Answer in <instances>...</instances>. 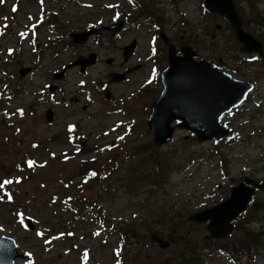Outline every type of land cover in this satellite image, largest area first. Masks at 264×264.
<instances>
[{"label": "rangeland", "instance_id": "obj_1", "mask_svg": "<svg viewBox=\"0 0 264 264\" xmlns=\"http://www.w3.org/2000/svg\"><path fill=\"white\" fill-rule=\"evenodd\" d=\"M148 2L147 9L154 15V20L144 13L139 14L138 10L129 9L127 0H0V25L8 27L7 31L0 30V67L7 70V76L0 78V179L14 181L15 188L14 203L0 199V234L13 236L18 252L31 254L29 264L116 263L113 249H120L119 238L116 234L103 232L100 224L94 225L95 235L90 234L92 225L82 220L77 221L79 228L65 239L57 238L45 243L43 235L47 228L52 233L58 231L61 234L67 224L64 219H75L73 214L57 210L58 205L51 203L49 193L58 192L57 189L70 179L75 184L88 167L100 169L112 158L120 159V148L134 156L122 162L118 170L114 169L115 175L108 178L107 187L99 186L101 181L95 179L90 188L101 193L93 200L105 212L108 221L121 222L118 224L120 232L130 229V224L157 220L156 215L165 211L172 213L181 209L190 213L219 202L244 175L264 177V133L255 134L249 140L246 130H243V134H238V138L236 136L235 142L215 144L212 141L196 142L187 131L177 129L171 141L158 148L170 163L162 183L156 187L145 185L135 192L132 191L134 185L124 182L126 169L138 168L153 148L152 135L145 127L148 115L145 109L155 93L157 79L153 73L159 66H154L148 59L156 53V48L158 51L163 48L162 41L157 38L159 32L155 22L170 39L180 37L185 31L200 33L207 29V33L212 30L219 33V40L230 49L221 57L226 66L221 69L237 79L256 82L247 100L223 120L227 123L234 121L232 124L236 125L245 122L249 125V122L250 127L264 129L262 67L259 62L251 65L243 63L247 55L239 50L226 30L225 22L222 19L211 20L203 11L202 0ZM236 3L247 21L254 19L256 12L261 11L264 15V0H257L259 11L251 10L245 0H236ZM113 6H117V10H113ZM13 8L16 10L13 11ZM129 10L130 20L115 39L92 36L82 45L71 43V32L92 28L90 25L93 24L94 27L108 25L117 15ZM247 31L253 35L261 34L259 28L252 25ZM261 36L264 40V33ZM132 39H136L137 47L135 55L128 61L129 80L121 84L113 83L110 71L117 70L118 63L123 62L121 47ZM217 51H221L220 47ZM90 52L99 55L97 64L88 67L86 74H80L77 67L68 70L64 78L56 82L60 91L48 93L46 86L52 82L53 71H59L62 63L72 61L77 55ZM200 55L196 59L207 58L203 51ZM160 57L161 64L162 53ZM108 58H113L115 64L108 65ZM137 62L145 63L140 66L141 69H133ZM22 67H30L31 71L21 76L19 70ZM3 82L7 83L3 88L10 89V94L3 92ZM99 82L107 86L104 90L100 89L98 95L96 85ZM141 86L146 87L142 89ZM107 91L111 93L108 100L97 101ZM87 93L93 95L92 100H88ZM74 97H79V101L74 102ZM117 100L124 105L127 115L110 114L120 106L116 104ZM84 103L89 104L86 110L82 109ZM47 108L54 113L50 124L45 122ZM125 120L132 121L134 125L133 133L123 138L126 143L119 139L122 143L119 148H105L103 144L112 140L109 137L112 126L115 134L125 133ZM69 125L74 127L73 131L67 129ZM82 137L85 139L83 144L80 143ZM63 150L71 155L64 161L58 155ZM77 154L80 155L76 157ZM84 156L88 161L83 168H79L80 158ZM29 161L33 162V166L23 170L24 162L28 165ZM224 170L228 171V175L223 176ZM61 177L60 183L58 178ZM80 182L81 191L76 186L63 188V191L70 189L69 192L76 196L86 193L88 183L84 180ZM254 202L260 208L255 211L256 216H249L248 220L264 219V196H258ZM17 206L21 208L16 209ZM79 212L84 214L82 206ZM26 217L35 223L34 230L27 228L24 223ZM243 225L261 227L264 231V222L253 221ZM192 228L198 232L197 244H200L198 241L206 233L204 225ZM145 250L154 253L152 246ZM138 251L140 246L126 238L123 251L125 263L132 264ZM85 253L87 260L84 259ZM199 253L202 264H232L226 256L216 253V249L200 250ZM247 259L243 257L242 263L246 264ZM17 262L27 264L21 258ZM252 262L264 264V240L262 246L255 250Z\"/></svg>", "mask_w": 264, "mask_h": 264}, {"label": "water", "instance_id": "obj_2", "mask_svg": "<svg viewBox=\"0 0 264 264\" xmlns=\"http://www.w3.org/2000/svg\"><path fill=\"white\" fill-rule=\"evenodd\" d=\"M203 4L208 12L228 19L238 41L243 44V51L261 52V43L244 31L233 0H203ZM122 24L121 20L108 27L101 26L82 33H72L71 37L74 42L85 41L92 33L113 37L121 29ZM161 36L168 45V65L161 74L163 89L152 103L147 121L154 134L155 144L162 145L170 140L174 131L170 124L176 119H180L181 122L175 127L185 128L188 132L194 133L198 141L232 137L231 130L220 124V118L245 98L252 84L232 78L229 74L211 67L205 60H194L193 56L196 53L189 45L180 48L182 56L177 55L176 48L163 33ZM134 47L135 41L124 47L125 58L131 54ZM94 62L95 54H90L87 58L78 57L71 65L81 64V72H84V67ZM65 69L55 74L54 78H61ZM28 70L25 68L20 72L25 74ZM121 78L119 75L117 80ZM51 120L52 112L48 111L47 121ZM262 187L264 183L245 177L243 182L230 189L227 199L213 207L190 214L188 219L197 223H207L208 233L204 236L205 239L224 238L233 229L232 220L245 210L252 195ZM28 223L32 228L33 224L29 220ZM151 240L163 248L168 245V241L157 237L156 234L151 236ZM16 256L14 240L0 236V264H14L13 259Z\"/></svg>", "mask_w": 264, "mask_h": 264}, {"label": "trees", "instance_id": "obj_3", "mask_svg": "<svg viewBox=\"0 0 264 264\" xmlns=\"http://www.w3.org/2000/svg\"><path fill=\"white\" fill-rule=\"evenodd\" d=\"M258 22L264 25V17L260 12L258 13ZM216 19V17L212 16ZM206 33V29L204 30ZM190 40L187 42L196 45L195 36H191ZM198 43V42H197ZM134 156V155H133ZM133 156L125 155L119 163L121 164L125 160L132 158ZM149 163L152 165L150 169L141 162L137 168L126 169L124 176V182L128 185H134L132 191L139 192L141 187L145 185H150L156 187L160 185L163 178L167 176V172L170 169V163L161 154L157 153V157L150 155L148 158ZM133 177V180L128 178ZM120 178V177H119ZM62 199L67 198L65 193H61ZM81 197H79L80 199ZM254 211L252 210L251 213ZM83 215V214H82ZM157 220L153 219L150 222H141L138 224L131 225L128 229V234L137 240L139 245L145 246L149 241V236L152 232H157L161 235L168 236L170 239V246L166 249L169 255L161 259V253H155L151 259V263L157 264H202L201 255L199 250L202 246L208 247V242H203V245L197 244L198 232L193 230V224L189 223L187 220L176 218L175 214H170L167 212H162L156 215ZM244 219H248V215ZM264 221V219H263ZM244 222L236 223V233L228 238L225 242L220 243L221 249L228 250L232 253L231 258L235 264L242 263V258L246 256L248 258L247 264H254L253 254L255 250L262 246V241L264 240V235L262 230H255L249 226H244ZM125 234V233H124ZM200 242V241H198ZM161 259V260H160ZM135 264H145L146 254L143 252H136L132 259Z\"/></svg>", "mask_w": 264, "mask_h": 264}, {"label": "snow or ice", "instance_id": "obj_4", "mask_svg": "<svg viewBox=\"0 0 264 264\" xmlns=\"http://www.w3.org/2000/svg\"><path fill=\"white\" fill-rule=\"evenodd\" d=\"M16 9L15 8H13V11H15ZM154 75H155V70H154V73H153ZM151 81H149V83H150ZM72 129L70 128V131H71ZM121 139H122V137H121ZM28 166L29 167H32L33 166V162L32 161H29L28 162ZM93 175H95V173H93ZM12 183V181L11 180H5L4 182H3V184H0V188H2L4 185H6V184H11ZM21 222L23 223V220H21ZM38 235H42L41 233H38ZM117 255H119V252H117ZM84 259L85 260H87V253H85V255H84Z\"/></svg>", "mask_w": 264, "mask_h": 264}]
</instances>
